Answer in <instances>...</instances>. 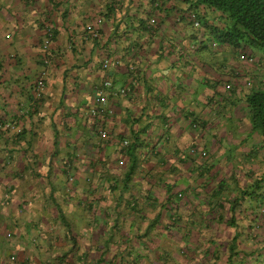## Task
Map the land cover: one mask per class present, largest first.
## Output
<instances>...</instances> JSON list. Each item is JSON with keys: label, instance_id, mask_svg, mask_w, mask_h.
<instances>
[{"label": "crops", "instance_id": "0c3cea01", "mask_svg": "<svg viewBox=\"0 0 264 264\" xmlns=\"http://www.w3.org/2000/svg\"><path fill=\"white\" fill-rule=\"evenodd\" d=\"M193 2L165 0L160 6L154 0H0V264H58L61 258L70 264L99 259L108 263L118 250L112 245L111 253H105L111 236L125 255V247L133 246L126 259L138 256L136 264L147 260L156 264V255L148 252L146 243L170 240L186 246L206 239L199 232L205 230V215L183 217L178 223L164 215L152 228H158L160 236L154 231L145 236L160 207L144 203L134 210L136 200L143 202L148 190L154 192L151 182H160L135 175L131 180L135 187L123 190L127 157L116 151L119 137L115 136L130 133L132 117L142 118L134 125L139 130L147 117L168 116L165 124L154 118L139 162L155 174L164 159L168 165L180 166L185 179L194 163L181 161L182 151L193 143L205 148L206 162L214 164L227 146L239 148L251 134L254 143L244 156L252 159L257 144L260 162L255 164L264 159L260 136L253 134L240 99L244 80L234 75L236 71L243 75L250 64L240 60L232 46L216 42L211 55L219 67L205 62L209 50L205 45L213 35L203 30L201 39L186 18L194 10L208 24L224 23L219 13H206L203 6L193 9ZM87 26L97 30L98 37H92ZM105 59L108 68L101 65ZM41 77L44 90L35 95ZM104 79L115 88H127V93L98 103L96 90ZM230 83L232 88H226ZM201 84L205 91L199 90ZM216 97L226 103L218 107ZM233 97L239 112L234 119L230 118ZM97 120L115 136L113 141L97 135L93 127ZM226 161L222 156L211 175H225ZM235 163L242 173L254 170L255 164L245 168ZM262 171L255 172L260 176ZM205 177L194 185L201 195L206 194L200 188ZM122 190L125 200L120 204L116 198ZM156 190L165 196L161 187ZM189 194L196 204L191 206L184 198L177 210L180 215L192 213L195 207L199 213L211 210ZM230 208L226 206L232 214ZM256 211L248 200L234 214L237 222L232 230L239 233L238 242L247 252L264 245V226L254 220ZM195 220V237L172 233L174 224L189 229L187 223Z\"/></svg>", "mask_w": 264, "mask_h": 264}, {"label": "trees", "instance_id": "16d2710c", "mask_svg": "<svg viewBox=\"0 0 264 264\" xmlns=\"http://www.w3.org/2000/svg\"><path fill=\"white\" fill-rule=\"evenodd\" d=\"M163 3H165V0H163L159 5L162 6ZM198 6H203L206 13L209 10L211 12L219 13L221 18H223L222 22L224 23L221 27L208 24L204 15L200 12L198 14V12L194 10L188 14L186 19L192 23L198 34L200 36L202 35L201 39L205 37L203 30L213 35V37L207 39V42L210 40L212 42H210V44L207 43L205 47L209 48L210 45H212V47L217 46L216 44L218 43L228 44L239 51L238 57L240 60L246 61L250 64L248 66L249 69H247L243 75H241L239 71L234 72V75L237 80H244L242 84L244 89H242V96L240 99L245 103L243 109L245 110L246 116L252 125L253 134L255 132H259L262 136V138H260V142L261 148L264 149V0H194L192 6L193 9H196ZM191 13L195 14V20L198 22L197 26H194L193 24ZM215 42L216 44H213ZM200 45L203 44L201 43ZM250 69H254V71H249ZM109 81L111 82V87L108 88L109 96L106 101L109 100L110 97L125 95L127 93V88H115L112 81ZM225 87L230 89L232 88V84H226ZM237 87L238 86H235V89ZM120 89H124L125 93H120ZM159 102L162 103V101ZM155 117L160 118L163 124L169 122V118H167L168 116L163 113L158 116L156 114V116L147 117L146 123L139 130H137L134 125L139 123L142 118L138 117L134 121V118L132 117V122H134V124H132L130 133H127L126 135H115L119 137L117 140L116 151L120 153V156L125 154L127 157V166L124 170L125 176L123 181V190L126 191L135 187L134 184H131L132 177L135 175L141 178L143 177V179L158 180L160 182L159 185L151 182V187L154 192L148 190V194L144 197L143 202L136 200L137 204L134 210H139L141 205L144 203H150L155 208L160 207V211L156 214L155 218H153L154 222L152 225L145 229V236L147 233H153L154 229L152 228L164 215H169L170 218L172 217L174 219V223L181 222L183 217L195 219V217L205 215V230L203 232L199 231L201 236L203 235L206 237V239L203 240V243L200 242L198 245H183L184 248L178 244L180 249L177 250V254L178 257L181 256L182 264H196L197 262H201V264H251L248 258H246L247 256H249L252 260H256L254 264H260L259 262L262 255L264 260V245L256 247V251L253 250L252 252H247L238 242L240 237L238 232L232 230L233 234L231 236H222V234L218 232L217 228L213 227L214 224H217L218 226L225 225L227 229H230V227L233 228L237 222L234 216L237 207L244 205L248 200L250 207H257L259 210V212L256 211L254 220L264 226V212L260 211L261 207V209H264V170L259 177L254 175L255 171L252 169L249 171L244 170L246 172L245 178H247V180L243 185L239 184L238 180H240V175L238 174L242 172H240L236 163L233 164V160L231 164L229 159L230 154H226V158H228V162L226 161L225 164L227 173L221 178L219 177L218 172L211 175V171L216 164L206 162L209 157L207 150L193 143V145L188 148L186 154L182 153L183 158L182 160L180 159L181 161H189L192 164L194 163L193 167H189V169L187 168V179H185L182 175L184 171L183 169L181 170L180 166L178 167L174 164L168 165L164 159L162 160L163 164H158V169H155L156 173L154 174L153 172L148 171L144 166L140 165L139 152L144 149L147 144V139H149L150 134H152V130L150 128L153 125ZM93 127L97 130L96 133L102 140L110 142L112 139L113 141L115 136L112 138L108 128H106L101 122L98 120L95 121ZM102 133H104V135H102ZM191 150H194V152L192 153ZM202 152L205 154L202 155ZM158 153L160 152L155 154L156 157H158ZM118 163L122 165L123 160L118 161ZM237 163L238 165L242 164L241 162ZM165 172H170L171 177H168ZM177 174L179 176L178 179ZM201 177L206 178V184L204 187L202 186L200 188H202L206 194L211 192L207 205L212 206L211 210L213 211L209 210L205 213H199V209L195 207V210L192 213H189L188 215H180L177 211L180 206L178 203L180 201L182 202L187 196L190 197V192L195 195L196 198H203V195H201L202 192L199 191L197 187H194ZM166 178L172 180L165 181ZM212 179L216 180V183H214V180L212 181ZM212 182L215 185L214 187H211ZM114 186L112 188L113 191L117 188L116 183ZM233 186L236 188H232ZM156 187H161L165 190L164 197L160 194V191L156 190ZM206 187L207 189H205ZM234 190H236L235 195L233 194L234 196H230V192H234ZM116 199L119 200V203L121 204L123 200H125L124 191L120 194V197ZM189 204L194 206L196 202L190 200ZM229 204L231 207L229 211L232 214H229V217H225V210H228L226 209V206L229 207ZM217 207L218 211L215 210ZM178 225L175 226L174 224L173 229H176L179 234L188 232L187 236L191 237L193 235L192 230L195 229L197 223L196 220L193 224L190 222L187 223L189 229ZM157 229L154 233L157 236H160V230ZM163 229L168 230L169 225L164 224ZM111 234H114L113 230L111 231ZM140 236L143 237V234ZM263 236L259 235V237ZM112 240H114L113 236L109 238V243L106 246L105 253H111L110 250L112 245L116 247V249L118 248V250L115 255H112L110 262L107 263L102 259H99L97 261L93 260L90 263L84 260L78 263L126 264V261H129L130 264L138 263V256L131 257L129 260L126 259V257L131 254L133 246L128 245L125 247L124 251L128 249V255H125L122 253L123 251L120 250L121 246L114 244ZM153 246V248L157 251V254H155V257L157 258L156 264L159 260L161 261V264H168L169 261L174 262L173 264L176 263V255H171L169 250L161 249L160 244H154ZM241 255L245 256V258ZM118 256L120 259L117 261ZM62 257L66 256L64 255ZM190 260H192L191 263L189 262ZM58 264H70V262L65 258H61ZM261 264H264V262H261Z\"/></svg>", "mask_w": 264, "mask_h": 264}, {"label": "rangeland", "instance_id": "374dc122", "mask_svg": "<svg viewBox=\"0 0 264 264\" xmlns=\"http://www.w3.org/2000/svg\"><path fill=\"white\" fill-rule=\"evenodd\" d=\"M211 47V46H210ZM208 48L209 50L208 51H206L205 52V62L207 63V64H210L212 67H219V64H215V63H212V62H214L215 60H214V57L211 55V52H212V54H214V52H213V47H211V48ZM203 51V50H202ZM205 85L204 84H201V85H198V87H199V90H204L205 91V87H204ZM231 101L235 104H233L232 105V107H231V109H230V118H235L236 117V115L239 113L238 112V110H237V99H235L234 97L231 99ZM214 102H216V105L219 107V105L221 106L222 105V102L223 103H226V101L225 100H222V98L219 100V98L218 97H216V99L214 100ZM238 102H240L239 100H238ZM220 103V104H219ZM254 134H258V135H260V133L259 132H255ZM250 137H251V134H248V137H246V139H245V141L240 145V147L238 148V147H234V146H231V145H229V146H227V148H226V150H225V153H222L220 156H216V159H215V164H219L218 163V161L221 159V157L222 156H226V154L227 155H229L230 154V156H229V159H230V161H231V164H232V160H233V164L235 163V162H241L242 163V165L245 167V168H247L248 166L249 167H252V164H255V162H260V159H259V156H260V152H259V150L257 149V144L256 145H254V147H253V149H255V151L257 150V152H255L254 151V155H252V159H249V157H245L244 156V154H245V152H246V148H252L251 147V144L252 143H254V142H252L251 140H250ZM253 138V137H252ZM260 138H262V136L260 135ZM208 145H211V143H209ZM209 151V150H208ZM242 152L243 154V159H240V157H241V155L239 154L238 155V152ZM186 152V150H184V151H182V153H185ZM261 152L264 154V149H261ZM248 153V152H247ZM261 153V154H262ZM257 155H259V156H257ZM240 156V157H239ZM236 160H238V161H236ZM260 166V167H259ZM254 171H259V173H260V171H261V169L262 170H264V159L263 160H261V164H255L254 165ZM238 175H240V180H238V183L239 184H244L245 183V181L247 180V178H245V173H240V174H238ZM255 176H259V174H256V172H255V174H254ZM232 183V182H231ZM211 184H213V182L211 183ZM234 188H236V187H234ZM211 193V192H210ZM210 193H208V194H205V195H203V198L202 199H199V198H197V200L196 201H198L197 203L198 204H200V205H207V202H208V200L210 199ZM187 198V204H188V201H190L191 199L193 200V197H186ZM178 204H180V206H182L183 205V202H179ZM183 207V206H182ZM229 212H227L226 210H225V217H229ZM217 224H214V227L215 228H217V230H218V232L219 233H221L222 234V236H231L232 235V227H230V229H227V227L225 226V225H221V226H218ZM213 227V228H214ZM176 232H177V230L176 229H173V231H172V233H174V234H176ZM178 235V234H177ZM177 235H175V236H177ZM194 235V237H195V234H193ZM177 240V239H176ZM178 241V240H177ZM146 246L145 247H147V249H148V252H150L151 251V253H154V254H156L157 253V251H156V249H154L153 247V244H149L148 245V243H146L145 244ZM151 246V247H150ZM160 246H161V249H164V250H169V252L171 253V255H173L174 254V256L176 255V263L175 264H182V259H181V256L180 257H178V254H177V250L178 249H180V247H179V245L177 244V243H174V242H172V241H168V242H163L162 241V243L160 244ZM182 247H183V245H181ZM181 247V248H182ZM184 248V247H183ZM156 258V257H155ZM248 260L251 262V264H254V262H256V260H252L251 258H248ZM190 263L192 262V260H190L189 261ZM261 262H264V260H263V255L261 256V259H260V264H261ZM147 264H152V262L150 261V260H147V262H146ZM174 262H172V261H169V263L168 264H173ZM157 264H161V261L159 260L158 262H157ZM196 264H198V262L196 263ZM203 264V263H202ZM207 264V263H206Z\"/></svg>", "mask_w": 264, "mask_h": 264}, {"label": "built area", "instance_id": "2783aa9c", "mask_svg": "<svg viewBox=\"0 0 264 264\" xmlns=\"http://www.w3.org/2000/svg\"><path fill=\"white\" fill-rule=\"evenodd\" d=\"M163 0H155V5H159L160 3H162ZM191 17H192V21H193V24L194 26H197L198 25V22L195 20V14L191 13ZM150 23H155V19L152 18L150 20ZM87 29L91 32V36L92 37H98V31L97 30H94L92 29L91 26H87ZM49 43H50V40L47 39L46 40V43H45V48L48 49V46H49ZM47 62V57H46V60ZM102 66L103 68H108L109 66V61L108 60H104L103 63H102ZM111 87V82L109 80H103L102 83L100 84V86L97 88L96 90V94H97V102L100 103V104H103L104 102L106 103V99L107 97L109 96V91H108V88ZM44 90V80L43 78H39L36 82V86H35V95H40V93ZM120 93L124 94L125 93V90L124 89H120L119 90ZM93 114H95V110L92 111ZM9 126L11 124H8ZM102 135H104V133H102ZM191 152L193 153L194 150H191ZM205 153L202 152V155H204ZM8 236H10V233L7 234ZM11 260H14V256H11L10 257Z\"/></svg>", "mask_w": 264, "mask_h": 264}]
</instances>
